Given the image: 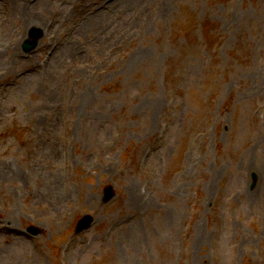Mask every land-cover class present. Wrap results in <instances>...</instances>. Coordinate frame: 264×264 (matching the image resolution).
Wrapping results in <instances>:
<instances>
[{
	"label": "rangeland",
	"instance_id": "obj_1",
	"mask_svg": "<svg viewBox=\"0 0 264 264\" xmlns=\"http://www.w3.org/2000/svg\"><path fill=\"white\" fill-rule=\"evenodd\" d=\"M19 1L41 19L0 0V264H264V0Z\"/></svg>",
	"mask_w": 264,
	"mask_h": 264
},
{
	"label": "bare ground",
	"instance_id": "obj_2",
	"mask_svg": "<svg viewBox=\"0 0 264 264\" xmlns=\"http://www.w3.org/2000/svg\"><path fill=\"white\" fill-rule=\"evenodd\" d=\"M16 1V11H20L21 17L23 20L24 25L31 26V25H38L40 23V14L38 13V5L35 3L33 5H30V3L23 5L22 2L19 0ZM42 2V1H39ZM116 4L120 5L122 8H130L134 5L135 0H116L114 1ZM107 14L103 10L94 11L90 16H88L87 21H94L96 19H104ZM85 21V22H87ZM45 22V21H44ZM46 23V22H45ZM130 197L128 199V202L133 204L134 201V194L131 193L129 190ZM10 227H6V229H9ZM11 230V229H9ZM7 230V231H9Z\"/></svg>",
	"mask_w": 264,
	"mask_h": 264
},
{
	"label": "water",
	"instance_id": "obj_3",
	"mask_svg": "<svg viewBox=\"0 0 264 264\" xmlns=\"http://www.w3.org/2000/svg\"><path fill=\"white\" fill-rule=\"evenodd\" d=\"M32 47H33V45L25 46V50H29ZM111 195H112L111 191L108 190V192L106 194V199L109 198ZM90 220H91V218L89 216L83 217L79 221L77 229L80 230V229H83L84 227H86L90 223Z\"/></svg>",
	"mask_w": 264,
	"mask_h": 264
}]
</instances>
